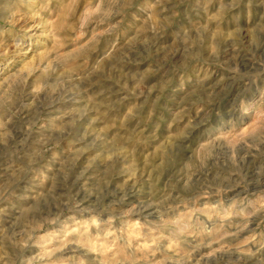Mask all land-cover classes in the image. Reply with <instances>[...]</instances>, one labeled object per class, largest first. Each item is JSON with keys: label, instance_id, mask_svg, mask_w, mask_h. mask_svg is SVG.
<instances>
[{"label": "rangeland", "instance_id": "374dc122", "mask_svg": "<svg viewBox=\"0 0 264 264\" xmlns=\"http://www.w3.org/2000/svg\"><path fill=\"white\" fill-rule=\"evenodd\" d=\"M0 264H264V0H0Z\"/></svg>", "mask_w": 264, "mask_h": 264}]
</instances>
